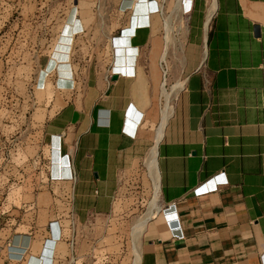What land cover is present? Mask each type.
I'll list each match as a JSON object with an SVG mask.
<instances>
[{
    "label": "crops",
    "instance_id": "1",
    "mask_svg": "<svg viewBox=\"0 0 264 264\" xmlns=\"http://www.w3.org/2000/svg\"><path fill=\"white\" fill-rule=\"evenodd\" d=\"M213 3L204 28L207 1L181 0L185 47L170 70L155 47L157 0H120L126 19L108 57L98 48L106 39L81 32L73 18L49 101L42 100L41 147L29 161L45 183L68 186L56 199L67 200L76 222L111 214L120 178L149 180L145 165L155 160L158 209L138 236L133 264H264V0ZM162 65L168 86L181 82L167 116ZM53 66L38 68L35 91ZM199 185L207 191L193 194ZM50 222L37 238L0 228V263L42 264L55 255L61 225Z\"/></svg>",
    "mask_w": 264,
    "mask_h": 264
},
{
    "label": "rangeland",
    "instance_id": "2",
    "mask_svg": "<svg viewBox=\"0 0 264 264\" xmlns=\"http://www.w3.org/2000/svg\"><path fill=\"white\" fill-rule=\"evenodd\" d=\"M157 1L160 20L153 26L155 47L162 48L161 56L164 53L170 70L181 58L187 24L179 14L181 9L176 7L177 0ZM119 2L0 0V228L27 231L37 238L50 221L58 220L62 235L54 264H133L138 235L132 227L147 212L152 199L150 178L149 181L144 177L136 183H121L120 178L111 214L84 217L71 226L67 200L56 199L58 192L67 190L68 186L45 183L41 166L29 161V156L33 157L41 147L39 131L45 115L42 103L49 101L50 76L62 64L68 49L72 32L68 24L77 18L82 23L81 32H93L105 38V44L98 48L104 49L108 57L109 41L126 19V14L118 8ZM164 20L169 26L166 31ZM165 35L168 40L164 39ZM77 43L68 51L72 60L79 52ZM48 62L54 64L53 70L46 74L44 88L35 91L34 78ZM166 82L168 88V78ZM9 174L13 177L8 178ZM39 175L42 181L37 178ZM75 193V210L81 216L84 202L78 189ZM69 241L71 248L65 246Z\"/></svg>",
    "mask_w": 264,
    "mask_h": 264
},
{
    "label": "bare ground",
    "instance_id": "3",
    "mask_svg": "<svg viewBox=\"0 0 264 264\" xmlns=\"http://www.w3.org/2000/svg\"><path fill=\"white\" fill-rule=\"evenodd\" d=\"M177 4H178V6L176 5V7H178V9H181V0H177ZM213 0H208V5H207V9H206V12H205V19H204V28L207 26V24H208V22H209V19H210V17H211V14H212V12H213V7L215 6H213ZM177 9V8H176ZM166 22L167 21H165L164 20V22H163V27H164V29H165V31H166V27L168 26H166ZM168 24V23H167ZM169 27V26H168ZM167 27V28H168ZM169 29V28H168ZM167 32H168V30H167ZM166 32V33H167ZM168 37H169V35H167ZM164 39L166 40H168V38L166 37V35H165V37H164ZM167 42V41H166ZM164 52H166V47H165V50H164ZM164 59V53H163V55L161 56V60H163ZM163 62V61H162ZM164 63V62H163ZM166 65V64H165ZM161 72H162V75H163V72H164V75H163V81H162V83H161V88H160V98H162V106H161V115H166L167 116V114H168V112H169V109H170V106L169 105H171L170 103H169V97H170V95L172 94V93H174V92H176L177 91V89L178 90H180L179 88H181V82H175L174 84H172V85H170L168 88H166V83H165V77H166V74H167V69H166V67L164 68V66L162 65L161 66ZM174 95V94H173ZM173 95H172V97H173ZM165 119V118H164ZM164 123H165V120H164ZM162 127V126H161ZM160 127V128H161ZM162 131V130H161ZM160 132V131H159ZM161 136V135H160ZM158 138H160V137H158ZM156 141H157V139H156ZM154 148V147H153ZM152 148V149H153ZM151 149V150H152ZM153 152H154V150H152ZM152 154H154V153H152ZM149 155V154H148ZM155 156V155H154ZM154 156H150L151 158H153ZM149 158V157H148ZM155 159V158H154ZM147 160V159H146ZM153 160V159H152ZM151 160V161H152ZM151 161L150 160H147V162H146V169H147V172H148V176H149V178L151 179V181H152V184H153V194H152V199H151V201L148 203V210H147V212L144 214V215H142L140 218H138L137 219V221H135V223H134V225H133V227H132V231H133V233H135V234H137L138 236H139V234L141 233V231L143 230V228H144V225H145V223H146V221L157 211V209H158V200H157V189H156V177H153L154 175V172L152 171V163H151ZM153 161H155V160H153ZM155 163V162H154ZM154 166H156V164L154 165ZM153 172V174H151ZM156 176V175H155ZM61 232H62V230H61ZM61 235H62V233H61ZM135 237V236H134ZM135 250V249H134ZM134 253H135V256H136V254H137V251L135 250L134 251Z\"/></svg>",
    "mask_w": 264,
    "mask_h": 264
},
{
    "label": "built area",
    "instance_id": "4",
    "mask_svg": "<svg viewBox=\"0 0 264 264\" xmlns=\"http://www.w3.org/2000/svg\"><path fill=\"white\" fill-rule=\"evenodd\" d=\"M165 68V67H164ZM163 75H164V72H163ZM207 191V189H205L202 185H199L198 187H195V188H193L192 189V193L193 194H201V193H204V192H206ZM71 216V215H70ZM72 217V216H71ZM74 219H73V217H72V221H71V226L74 224ZM51 223V225H52V222H50ZM171 224V225H170ZM169 226L170 227H172V223H169ZM52 227V226H51ZM49 228V227H48ZM62 230V229H61ZM59 239H61V236L58 238V240ZM67 245L69 246V248H71L72 247V241H69L68 243H67ZM55 263V255H50V257L49 258H45L44 259V262L42 263V264H54Z\"/></svg>",
    "mask_w": 264,
    "mask_h": 264
},
{
    "label": "water",
    "instance_id": "5",
    "mask_svg": "<svg viewBox=\"0 0 264 264\" xmlns=\"http://www.w3.org/2000/svg\"><path fill=\"white\" fill-rule=\"evenodd\" d=\"M112 79H115V77H112Z\"/></svg>",
    "mask_w": 264,
    "mask_h": 264
}]
</instances>
